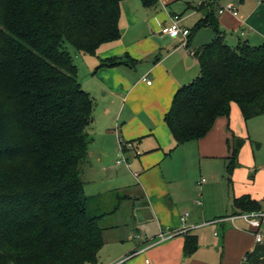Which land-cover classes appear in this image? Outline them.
<instances>
[{
  "label": "trees",
  "instance_id": "obj_1",
  "mask_svg": "<svg viewBox=\"0 0 264 264\" xmlns=\"http://www.w3.org/2000/svg\"><path fill=\"white\" fill-rule=\"evenodd\" d=\"M122 1L0 0V264H99L109 214L88 208L83 182L96 103L68 46L95 56L118 41ZM218 1L201 7L195 25L215 35L194 52L199 76L177 90L164 118L176 148L206 137L233 104L245 121L264 115V44L230 46L214 16ZM122 64L131 63L110 59L97 69ZM227 146L231 177L243 142L231 133ZM233 206L261 209L248 196ZM196 249L187 236L186 255Z\"/></svg>",
  "mask_w": 264,
  "mask_h": 264
},
{
  "label": "rangeland",
  "instance_id": "obj_2",
  "mask_svg": "<svg viewBox=\"0 0 264 264\" xmlns=\"http://www.w3.org/2000/svg\"><path fill=\"white\" fill-rule=\"evenodd\" d=\"M208 1L211 0L207 2L205 0H179L173 8V11L181 15L184 24L190 29L194 49L210 43L214 38V31L211 26L195 31V25L204 13L188 8L187 5L189 7L195 5L197 8L205 6L204 10H207V8H212ZM167 2L168 0H157L156 8L160 14L153 12L145 17L142 0H123L121 2L120 42L130 48L133 39L141 37L143 32L147 31L148 40L144 41V45L168 44L170 41L161 38L158 34L159 23L165 14H169L165 6ZM263 6L261 0H221L217 2L213 11L214 16L230 46L236 47L239 45V40L252 46L254 43L258 46L263 45L264 26L261 22L264 21V16L261 20L262 14L258 11ZM219 7L225 10L223 15L219 13ZM233 9L238 11L241 20L233 17L230 12ZM240 21H244L250 30L249 32L248 29L246 30L247 37H241L244 29L239 27ZM181 48L186 52L187 48L182 45ZM68 51L77 66L80 85L92 94L96 103L91 130L94 143L89 149L83 182L85 183L84 196L89 202L87 203L88 208L94 205L92 210L95 213L98 211L109 214L100 222L102 227L108 229L104 232V246L99 254V264H117L128 256L139 241L138 239L135 242L130 241L131 234L143 240L153 237L158 227L153 199L158 195H164L166 199L172 196L179 199L180 214L187 211L189 214L196 212L200 215L204 211L206 221L225 217L230 213L235 199L245 196L252 199L264 197V115L248 122L242 119L239 122L231 121L230 131L236 138L242 140L243 146L239 153L238 167L230 177L227 173L226 161L229 150L225 152L226 155L221 154L220 149L215 154H207L208 150L196 141L176 148L165 123H159V117L155 114L157 105L155 101H146L145 110L138 114L140 122L129 124L131 131L141 132L143 129L145 134L151 133L149 138L141 140L138 138V141L135 137L126 136L119 130L117 132L102 130V125L107 120L109 125L112 121L114 124L118 106L113 100L107 98L104 100L96 76L98 69L90 65L91 60L97 58L98 52L95 56H87L77 52L72 46H68ZM194 61L195 67L187 66V69L194 71L195 76L199 74L200 68L196 58ZM150 77L153 79L152 76ZM172 100L173 98L170 100V105ZM109 104L114 108L113 110L108 107ZM123 112L125 115L130 113L128 109ZM166 139L171 142L169 146H166ZM123 148L129 150L128 154L122 151ZM134 149L143 156L147 152L155 151L159 160L149 157L151 163L157 160L154 166L148 168L149 170L147 169L149 164L141 159L142 156L132 163L127 155L135 154ZM151 154L153 153L147 155ZM118 161L121 163L117 164ZM135 174L140 176L139 180ZM202 179H205V183L200 190L198 183ZM199 202L203 205L200 206ZM114 210L116 211L110 214ZM203 229L204 236L209 241H218L222 238V231L216 230L215 226ZM215 231H218L219 238L214 236ZM150 245V242L146 243L145 247ZM146 260L150 261V264L161 263L157 257L156 248L147 249L134 256L128 264H146ZM243 264H264V260L250 263L244 261Z\"/></svg>",
  "mask_w": 264,
  "mask_h": 264
},
{
  "label": "crops",
  "instance_id": "obj_3",
  "mask_svg": "<svg viewBox=\"0 0 264 264\" xmlns=\"http://www.w3.org/2000/svg\"><path fill=\"white\" fill-rule=\"evenodd\" d=\"M178 1L179 0H168L165 6L167 7V11L169 10V14H165L164 18L159 23L158 34L161 38L169 40L170 42L168 44L162 43L152 44L150 46L144 45V41L148 40L147 31H144L141 37H135L133 39V41L135 42L132 41V46L130 48L126 47L125 44H122L120 42L121 40L119 39L116 42L102 45L98 50L97 58H94L95 60H91L92 62L90 65L92 68L98 67L103 61L110 59H121L123 62L127 61L131 63L127 65L122 64L112 68L101 67L97 70L96 76L100 83V89L104 100L106 98L113 100V102L117 103L118 106L114 124L112 121L109 125L107 120L102 125V130H109V132H117V130H119V132L124 133L126 136L135 137V139H137L138 141L139 139L141 140L149 138L151 133L145 134L143 129H141V132L131 131L129 129V124L140 122L138 114L141 111L143 112L145 110L146 101L152 100L156 102L157 105L155 108V114H157L159 117V123L161 122L164 124L165 115L170 110L172 105V103L170 105V100L174 98L177 90L183 85L189 84L198 77L199 74L194 76V74L196 73H194V71H189L187 69V66L195 67L196 63L194 59L196 57L194 55V52L202 46L194 49L193 39H189V45L185 47L187 48L185 52L181 48V43L179 40L172 39L169 36H165L161 33V29L170 23L171 17L174 15H178L173 11V8ZM156 7L157 4L149 8L144 7L145 17L153 12L155 14H160V11H158ZM187 7L192 8L195 11H199L200 13L203 12L204 14H201L202 18L205 17V11L201 8H197L195 5H191L190 7L189 5H187ZM220 8L222 7H219V9ZM258 11H260V13L262 14L261 20H263L264 6L263 8H259ZM224 13H222L221 15H223ZM178 16L181 17V15ZM234 18L238 19L239 15L238 17ZM181 24L186 27L182 17ZM261 25L264 26V21L261 22ZM239 27H242L244 29V32H242L243 34L241 33V37H247L246 30L248 28L246 27L245 22L240 21ZM249 31L250 30L248 29V32ZM240 42L241 40H239V43ZM253 46L258 45H255L254 43ZM150 76H152L153 79H151ZM144 78H148V80L151 81V85H148L143 80ZM108 107L112 108L110 104L108 105ZM113 109L114 108H112V110ZM125 109L129 110L130 113H128V115L124 114L123 111H125ZM240 119L245 121L238 105L233 104L230 117H220L219 119H217L214 127L208 133V135L196 142L200 143V145L208 150L207 154H215L216 151L220 149L221 154L226 155L227 153L225 152L229 150L227 146V139L231 135V133L229 132L231 121L233 120L235 122H239ZM167 129L169 131V135H171L168 127ZM132 141H134V139ZM138 141L136 142V145L138 144ZM166 142V146H169L171 144L169 139H166ZM139 144L141 145L142 141ZM135 150L136 149H134V151ZM122 151L127 153V151L129 150H127V148H123ZM150 153L153 154L147 155ZM147 154L143 156L135 151V154L127 155V158L128 160H130V162L133 163L135 159L142 156L141 159L146 164H149L147 165L148 169L150 166H154L153 164L157 160H159V156L158 154H155V151L147 152ZM229 156L230 153H228L227 157ZM149 157H154V159L157 160L151 163ZM135 177L138 180L140 178L138 174H135ZM202 180L198 183L200 186V190L202 185L205 183H203ZM125 199H127L126 196ZM252 200L257 202L261 206L260 211L264 210V197H262L261 199L254 198ZM153 201H155L156 206L154 210L155 212H157L156 220L158 223V227L156 228V231L151 239L146 238L145 240H143L142 238L131 234L129 236L130 241L135 242L136 239H138L139 241L134 250L130 252L128 256H130L134 252H140L142 250L147 251V249L151 250L156 248L157 257L161 262L160 264H243L244 261L250 263L257 260L261 261V259L264 260V243H257L255 241L253 231L250 229L248 224H246L241 219H236L231 223L227 222L217 225L206 224L223 217L206 221L204 211H202V214L200 215H198L199 213L196 212L189 214L187 211H185L189 214L187 219L189 230H186L185 233H181L171 240L161 243L157 246L150 248L149 246L145 247L146 243L154 241L157 238L160 230H181V217L185 213L184 212L180 214V200L175 199L174 196L166 199V196L158 195V197L153 199ZM183 205L186 206V204ZM202 205L203 204L201 203L200 206ZM238 212L240 211L234 208L232 204L230 213L225 215V217L231 216L234 213ZM240 213L242 214V212ZM210 226H215L216 230L222 231L223 234L220 240H215L212 242L211 240L209 241L206 239L203 233V228ZM262 232L264 233V225L262 227ZM189 235L193 236L196 239L197 249L192 254L186 255L184 248L186 237ZM214 236L216 238H219L220 235L218 231H215ZM131 237H133V239ZM146 261V264H150V261H148V263Z\"/></svg>",
  "mask_w": 264,
  "mask_h": 264
},
{
  "label": "built area",
  "instance_id": "obj_4",
  "mask_svg": "<svg viewBox=\"0 0 264 264\" xmlns=\"http://www.w3.org/2000/svg\"><path fill=\"white\" fill-rule=\"evenodd\" d=\"M205 2H207V0H205ZM224 12H225V10L223 8H220L219 13L222 14ZM230 12L234 17H238V15H239L238 11L236 9L230 10ZM161 33L165 36H169L172 39L179 40L181 45L184 47L188 46L189 37L191 35V31L181 24V17L178 15H174L171 17L170 23L161 29ZM143 80L148 85H151V81H149L148 78H144ZM129 146H130V144H129ZM120 163H121V161L117 162V164H120ZM202 182L204 183L205 180H202ZM199 204L201 205V202H199ZM188 216H189V214L187 212H185L183 214V216L181 217V223H182L181 230H178V231H174V230H170V229L160 230L157 238L154 241L150 242L151 245L149 246V248L157 246V245L164 243L166 241H169L172 238H174L175 236H177L181 233H185L186 230H189L188 222H187ZM236 219H241L246 224H248L250 229L253 231L254 238H255V241L257 243H264V233L262 232V227L264 225V210H261L258 212H245V213L238 214V215H231V216H227V217L217 219L215 221H212L211 223H206V224H212V225L216 224L217 225V224H223V223H227V222L231 223ZM131 238L133 239V237H131ZM143 251L144 250H142L140 252H134L130 256L119 261L117 264L126 262L129 259L133 258L134 256L142 253ZM146 262L148 263V261H146Z\"/></svg>",
  "mask_w": 264,
  "mask_h": 264
}]
</instances>
